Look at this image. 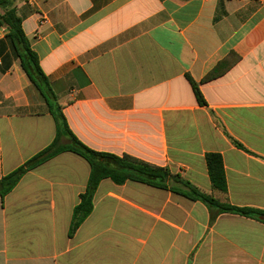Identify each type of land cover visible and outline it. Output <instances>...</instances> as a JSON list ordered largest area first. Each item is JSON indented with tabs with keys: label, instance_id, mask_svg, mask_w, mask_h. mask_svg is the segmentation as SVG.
Segmentation results:
<instances>
[{
	"label": "crops",
	"instance_id": "crops-1",
	"mask_svg": "<svg viewBox=\"0 0 264 264\" xmlns=\"http://www.w3.org/2000/svg\"><path fill=\"white\" fill-rule=\"evenodd\" d=\"M12 2L79 139L264 210V0ZM7 32L0 25V179L56 135ZM231 51L239 60L201 82ZM209 151L222 154L226 192L212 186ZM89 175L88 161L65 151L0 196V264H264V222L234 213L212 221L203 202L132 180L103 179L69 236Z\"/></svg>",
	"mask_w": 264,
	"mask_h": 264
},
{
	"label": "trees",
	"instance_id": "trees-1",
	"mask_svg": "<svg viewBox=\"0 0 264 264\" xmlns=\"http://www.w3.org/2000/svg\"><path fill=\"white\" fill-rule=\"evenodd\" d=\"M0 25L7 26L6 38L10 41L15 54L20 58L22 67L44 96L56 122V135L53 141L0 179L1 197L12 191L29 170L61 152L71 151L88 161L90 175L86 189L79 195V201L73 209L69 236H73L80 225L93 212L95 193L100 182L105 178H110L117 184H123L129 180L142 182L154 187L171 190L191 200L201 201L208 206L212 221L221 213H234L264 222V219H261V216L264 215L263 209L238 206L229 201H222L212 193L203 191L180 174L173 173L168 166L154 164L128 153L119 155L96 150L84 143L70 128L63 106L58 102L53 84L42 68L38 54L33 49L24 30L22 17L18 14L12 0H0ZM239 58L240 56L236 52L231 51L201 82H207L224 74ZM187 76L199 103L207 105L199 87V82L195 81L189 74ZM64 136L67 137V142L62 141ZM230 138L236 146L249 151L240 141L232 136ZM205 159L213 188L226 192L228 182L222 154L209 151L205 154Z\"/></svg>",
	"mask_w": 264,
	"mask_h": 264
},
{
	"label": "water",
	"instance_id": "water-1",
	"mask_svg": "<svg viewBox=\"0 0 264 264\" xmlns=\"http://www.w3.org/2000/svg\"><path fill=\"white\" fill-rule=\"evenodd\" d=\"M261 218L264 219V215H262Z\"/></svg>",
	"mask_w": 264,
	"mask_h": 264
},
{
	"label": "built area",
	"instance_id": "built-area-1",
	"mask_svg": "<svg viewBox=\"0 0 264 264\" xmlns=\"http://www.w3.org/2000/svg\"><path fill=\"white\" fill-rule=\"evenodd\" d=\"M46 21V19H44Z\"/></svg>",
	"mask_w": 264,
	"mask_h": 264
}]
</instances>
